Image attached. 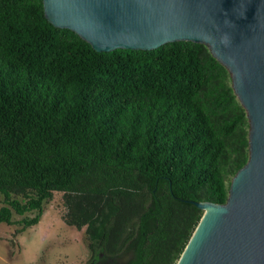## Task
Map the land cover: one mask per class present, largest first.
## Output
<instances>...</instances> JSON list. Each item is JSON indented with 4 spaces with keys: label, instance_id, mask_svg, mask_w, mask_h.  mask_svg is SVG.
I'll return each mask as SVG.
<instances>
[{
    "label": "trees",
    "instance_id": "1",
    "mask_svg": "<svg viewBox=\"0 0 264 264\" xmlns=\"http://www.w3.org/2000/svg\"><path fill=\"white\" fill-rule=\"evenodd\" d=\"M248 128L205 46L99 53L42 0H0V223L36 212L15 234L61 193L86 264H177L195 203L224 204L246 164Z\"/></svg>",
    "mask_w": 264,
    "mask_h": 264
},
{
    "label": "water",
    "instance_id": "2",
    "mask_svg": "<svg viewBox=\"0 0 264 264\" xmlns=\"http://www.w3.org/2000/svg\"><path fill=\"white\" fill-rule=\"evenodd\" d=\"M46 20L99 53L205 46L248 121V159L203 213L177 264H264V0H42Z\"/></svg>",
    "mask_w": 264,
    "mask_h": 264
},
{
    "label": "rangeland",
    "instance_id": "3",
    "mask_svg": "<svg viewBox=\"0 0 264 264\" xmlns=\"http://www.w3.org/2000/svg\"><path fill=\"white\" fill-rule=\"evenodd\" d=\"M23 203L21 197H12ZM3 196L0 194V207ZM65 209L61 193H54L50 201L43 204V212L37 225L21 229L19 221L32 218L36 212L17 216L12 212L15 224L8 226L0 223V264H86L88 261L87 241L84 230H75L62 220ZM125 254L120 263L125 262Z\"/></svg>",
    "mask_w": 264,
    "mask_h": 264
},
{
    "label": "bare ground",
    "instance_id": "4",
    "mask_svg": "<svg viewBox=\"0 0 264 264\" xmlns=\"http://www.w3.org/2000/svg\"><path fill=\"white\" fill-rule=\"evenodd\" d=\"M208 209H209V206H207V205H205V206L202 208V210H203L204 213H206V212L208 211Z\"/></svg>",
    "mask_w": 264,
    "mask_h": 264
}]
</instances>
